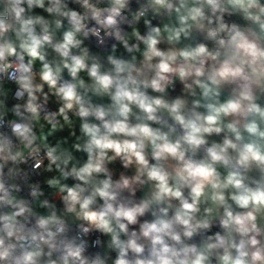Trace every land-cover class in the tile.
Returning <instances> with one entry per match:
<instances>
[{
	"label": "clouds",
	"instance_id": "1",
	"mask_svg": "<svg viewBox=\"0 0 264 264\" xmlns=\"http://www.w3.org/2000/svg\"><path fill=\"white\" fill-rule=\"evenodd\" d=\"M0 264H264V0H0Z\"/></svg>",
	"mask_w": 264,
	"mask_h": 264
}]
</instances>
